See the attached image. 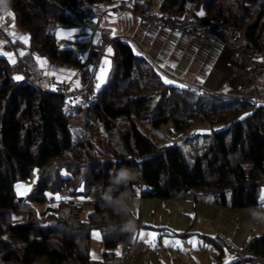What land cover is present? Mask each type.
Instances as JSON below:
<instances>
[{"label": "trees", "instance_id": "obj_1", "mask_svg": "<svg viewBox=\"0 0 264 264\" xmlns=\"http://www.w3.org/2000/svg\"><path fill=\"white\" fill-rule=\"evenodd\" d=\"M5 1L17 26L30 35L40 54L81 67L82 80L88 83L91 70L83 66L76 50L58 47L54 30L61 18L72 19L66 10L79 14L77 19L82 21L89 18L86 9L94 2L112 0ZM187 2L195 9L204 7L208 20L233 23L255 48L264 49V0H163L161 7L180 14ZM112 44L117 62L106 87L96 94L97 101L85 107L71 105L62 94L36 84L41 75L33 49L18 65L0 59V264H39L41 260L46 264H121L113 250L134 241L138 222L124 199L136 195L137 186L145 188L144 198L170 200L200 191L213 193L222 205L231 193L230 205L235 209L261 205L264 102L256 105L245 96L195 94L168 85L128 43L117 39ZM97 56V51L92 53L90 62ZM84 93L88 100L95 95L94 77ZM198 117L224 128L209 134L207 146L194 159L179 146L156 145L139 127L145 119L156 129L171 123L182 137ZM99 124L110 139L113 159L103 160L96 149L102 143ZM65 156L71 160L60 166ZM121 169L129 170L128 178L118 179ZM36 176L41 183L37 194L20 199L16 184ZM65 185L69 196L99 192L86 221L75 220L64 201L55 211L40 212L36 207L47 201L46 190L60 192ZM19 213H25L26 220L15 224L13 216ZM95 228L102 231L104 240L100 260L90 256ZM212 242L221 252V262L224 242L219 238ZM247 247L246 257L238 263L264 257V234Z\"/></svg>", "mask_w": 264, "mask_h": 264}, {"label": "rangeland", "instance_id": "obj_2", "mask_svg": "<svg viewBox=\"0 0 264 264\" xmlns=\"http://www.w3.org/2000/svg\"><path fill=\"white\" fill-rule=\"evenodd\" d=\"M118 1L121 0H114L112 3L115 2L116 4V2ZM6 6L8 10H11L7 2H6ZM2 10L4 11L3 6H2ZM86 12L89 14L90 17L88 19L78 21L77 18H80L79 14H76V12H70L69 10H66L65 15L69 14L70 17L72 16V19L64 20V18H61L60 22L58 23H60L64 27L63 28L56 27L54 32L58 47L60 49H64V48L69 49V48L77 47V49L82 50L81 55L85 59L83 62V66L90 68V63H91L90 58L92 53L96 51L98 53V51L102 49V46L100 48V46L94 45L89 48L90 51L87 50L86 46L88 40L91 39L93 32L96 30V26L98 25V21L101 19V17L94 10L86 9ZM12 17L14 18L13 15ZM1 23L3 24V29L2 31H0V41H3V45H4L3 48L7 52L6 55L12 61L13 60L16 61L19 58L22 59V57H24V49L26 48L29 50L33 49L34 51H36L35 53H33L34 55H37V53L39 54L41 53L37 48H35L32 40L29 41L30 44L28 46L27 45L25 46L24 44H19L15 50L14 45L9 44L10 42L6 40V36H9L10 34L9 30L7 31L4 30V28L8 27L10 23L9 19L8 22L1 21ZM103 24L102 25L105 28V32L106 30H108L109 32L110 26L106 23ZM20 34L21 33H16L17 38L19 40H24V38L22 39L24 35L22 34L20 35ZM103 44L105 49V43ZM112 55H113L112 63L116 64L117 61L115 60L114 57V50ZM94 63H96L95 67H93L95 74L94 75L95 93L98 94L102 89L106 87L113 67H111V62H109L108 54L106 53L100 57L98 54V56L95 58V61H93V64ZM69 69L70 71L74 70L75 73H77V70H82V68L79 69L78 67L76 68V66H73ZM90 70L91 72H93L92 68H90ZM74 72L72 71V73ZM27 73H29L32 76L31 69H28ZM92 74L93 73H91L90 79L93 78ZM229 74H230V70H229ZM43 76L42 77L40 76L39 81L36 82L38 86L47 89L49 91H52L51 89L53 88L51 86V80L52 78H56L71 85L72 92L74 93L73 98L76 96L80 101L82 100V98L84 100L87 99L85 98L84 90L83 92L79 93L77 88L74 87L72 82L73 80L72 76L71 78L65 76H60L61 78H57L56 76L58 75L52 74L53 77H50L49 80H47V78ZM242 82L245 81L243 80ZM167 84L171 86L173 85L172 82L170 83L167 82ZM97 85H99V87H97ZM188 89L193 93H195L194 90L196 88L190 87ZM74 103L75 102H71V105H74ZM122 126L124 127L126 125H122ZM139 127L142 133L147 137H149L156 145L179 146L191 159H194L195 157L200 155L207 146L209 140V134L214 131L222 130L224 128V124L221 123L211 124L209 122H201L200 117H198L197 120L195 121V125L190 130H186L182 133V135L185 136L183 138L181 137V134L174 129L171 123L167 125H163L160 128L156 129L149 122V119H145L139 123ZM99 132L102 139V143L96 148L98 153L102 156L103 160L113 159L114 156L110 148V141H109L110 139L109 137L106 136L102 124H99ZM74 136H75V141H77L78 134L75 130H74ZM69 156H65L59 160L61 162L60 166L63 164V162H67L71 160V157ZM25 182H27L28 188H30V190L31 189L34 190L32 194L34 195L37 194L36 189H38V187L41 186V183L39 182L37 176ZM98 193L99 192L96 193L94 191L93 194L91 195L82 193L83 196H76V195L69 196V199L75 201L78 204V207H80L82 221L87 220V217L84 218V216H88V214L92 210L94 196L96 197ZM202 194L204 195L199 196L197 201L194 200L195 203L193 201L190 203L185 200L174 201L173 199L162 200L158 198H147V199H143V201L142 200L135 201L134 203L135 205L134 210H136L135 215L139 217L141 206L142 207L144 206L145 217H150L148 219L149 220L152 219L151 222L155 225L158 224L164 225L169 228L168 230L163 229V231L166 233L167 238H174L176 242L179 240V243L177 242V245H179L181 249L183 248L189 249L187 248V246L189 247L192 246L194 248V251L191 250L188 253L186 252L184 255V260L187 261L189 264H219L218 263L219 255L221 254V252L219 251V249L215 247L214 243L212 242V238L216 239L217 236H219L221 240L224 242L223 250L225 251L220 264H229L227 257L237 261L238 260L237 257L229 256L230 253L229 245L232 244L237 250H242L247 254V252L249 251L247 244L250 241L264 234V223H257L256 221H254L250 216V212L256 211L258 213H264V206L259 205L257 207L248 208V209H235L232 208L230 205L231 193H227L226 205H222L219 202H217L218 204H215L213 200L216 198V196L213 193L204 192ZM46 195H47V201H50L53 197L56 200L58 199L60 200L61 198V194L59 191L53 193L51 190H46ZM262 195H264V187L261 190L260 198ZM140 201H142V203H140ZM60 203L61 201L59 202V206ZM39 204L41 205L42 203ZM197 204H200L198 210H196ZM40 205L39 208L37 207L38 210L40 209ZM73 212L74 211L72 209V213ZM188 216H191L192 218H194V216H199V217L196 219V221H194V219L191 220L188 219ZM186 217L188 220L186 219ZM25 219H26L25 213L15 214L13 216V223L15 224L22 223L25 221ZM205 221L207 223H205ZM210 236H213L211 240H209ZM203 237H205V239L208 240H205ZM158 246L160 245L156 244L155 246H153L147 241L144 242L141 241L139 243L140 250H147L149 247L150 250L154 251L155 250L154 248L155 247L158 248ZM160 249L163 251L165 249V246H161ZM152 251H150V253L153 256L155 252ZM131 257H132V253L130 254V258ZM235 261H232V263ZM150 262H155V261L151 259ZM257 262H258V258H257ZM39 264H46V262L44 260H41L39 261ZM242 264H260V263H253L250 261H246Z\"/></svg>", "mask_w": 264, "mask_h": 264}, {"label": "crops", "instance_id": "obj_3", "mask_svg": "<svg viewBox=\"0 0 264 264\" xmlns=\"http://www.w3.org/2000/svg\"><path fill=\"white\" fill-rule=\"evenodd\" d=\"M113 1L109 3L107 2L108 10L103 11V13L100 10L94 9V11H96L97 14H99L101 17V19L98 21V24L101 25L103 23L108 24L110 26L109 32L108 30H106L105 32V28L103 26L105 24H103L102 31L97 32L95 30L92 34L91 39L88 40L86 46L87 50L89 51H90L89 48L94 45H98L101 48V45L96 44V41L98 39H102L103 43H105V47H106L105 53L108 54L109 62H111V67L113 65L112 43L117 39H121L124 42L128 43L133 48L135 54L138 57H142V58L144 57L148 59L151 62V64L155 67L156 71L161 75L163 80L165 82L168 81L172 82L173 86H183L185 88L193 87L197 89H202L203 91H210L214 93L218 90L219 87L223 86L228 82L229 69L226 68L225 63L226 61L235 58V51L231 47L221 45L219 42H217L214 38L211 37L204 39H194V40L181 38L179 35L175 33L158 30L157 28H153L150 25L143 24L136 14L121 12L120 14L116 15L111 11H109V9H111L119 2L118 1L115 4V2L112 3ZM137 1L139 3H142L145 0H137ZM158 3L162 5L163 0H158ZM1 5L3 6L4 11L2 10ZM5 5L6 2L4 0H0V8H1L0 17H3V19H0V31H2L3 29V24L1 23V21L8 22L9 19L10 23L8 27L4 28L5 31L9 30L10 33V37L6 36V40L10 42L9 44L14 45L15 50L19 44H24L25 46L26 45L28 46L30 44L29 42L30 36L27 35L28 34L27 32L21 30L17 26V23L15 22L14 13L11 10H8L7 6L5 7ZM200 12H203V15H198V13ZM9 13L11 15H8ZM12 15L14 16V18L12 17ZM66 16H69V14H66ZM194 19L199 21L200 23L206 22L209 19V17H207L206 9L202 6L198 7L195 10ZM63 27H64L63 25L58 23L57 28H63ZM16 33H21L22 35H24L22 37V39L24 38V40H19L16 36ZM2 45H3V41H0V49H2L5 53H7L6 50L3 48L4 45L3 46ZM69 49L76 50L78 53H80L82 60L83 61L85 60L81 55L82 50L77 49V47L69 48ZM28 52L29 49L27 48L24 49V57L28 55ZM34 57L37 61L38 71L41 77L44 75L43 77L49 80L50 77H53L52 74L58 75L56 76L57 78H61L60 76L71 78L72 76L73 85L74 87L77 88L79 93L85 90V88L87 87V85L91 80L89 79L88 83L84 84L82 80V70H77V73H75L74 70H72L74 73L70 71L69 68L73 67L74 65L72 66L69 64L59 63L58 61L53 60L49 56L42 55L39 53H37V55H34ZM7 59L12 65H18L21 63V58L17 59L16 61L14 60L12 61L7 56ZM95 64L96 63L94 64L90 63V68H92L93 71L92 76L94 77V79H95L94 76L95 74L93 67H95ZM78 68L80 69L81 67ZM241 81H243L242 78L239 79L238 82ZM236 82L235 83L232 82V85L234 86V90L231 96L239 95L238 90L235 88L237 86ZM261 88L264 89V81L261 82ZM16 189L20 199L26 198L34 191L33 189L30 190V188H28L27 182L17 183ZM202 193L204 192L190 191L173 200L174 201L185 200L190 203L193 201L195 203L194 200L197 201L199 196L204 195ZM99 196H102V194H99ZM95 198L96 197H94V200ZM143 199H147V198L138 195V193L134 196L125 197L124 202L129 208V210L132 212L136 221L138 222V226L132 245L127 247L123 245H118L113 250V255L120 259L121 264H189L187 261L184 260V255L186 252L188 253L191 250L194 251V248L192 246L190 247L187 246V248L189 249H184V248L181 249L179 245H177V242L179 243V240L176 242L174 238H167L166 233L163 231V229L168 230L169 228L164 225H159L158 223H156L158 225H155L151 222L152 219L151 220L148 219L150 217H145L144 206L143 207L141 206L140 216L138 217L135 215L136 210H134L135 209L134 203L135 201H139V200L143 201ZM60 201L61 202L64 201L72 207L74 211L73 215L75 220H79V219L82 220L81 211L78 207V204L75 201L69 199V195L67 199H63L61 197L60 200L59 199L56 200L53 197L50 201H46L41 205L38 204L36 205V207L39 208L40 205V209H39L40 212H44L48 210L55 211L59 207ZM142 201H140V203H142ZM213 201L215 204H218L217 198H215ZM199 205L200 204L196 205V210L199 209ZM85 217L87 216H84V218ZM198 217L199 216H194V218H192L191 216H188V219L190 220L194 219V221H196ZM205 223L207 222L205 221ZM94 234H98L99 238H96ZM212 237L213 236H210L209 240H211ZM203 238L205 239V237ZM217 238L221 239L219 236H217ZM141 241L142 242L147 241L153 246H155L156 244L160 246H158V248L155 247L154 251L150 250L149 247L147 250H140L139 243ZM166 241H168L169 243L166 244ZM161 246H165V249L163 251L160 249ZM104 250L105 248H104L102 231L100 229L95 228L92 231V239L90 242L91 258L95 260L102 259ZM149 250L155 252L153 256ZM131 253H132V257L130 258ZM175 255L178 257H176ZM151 259H153L155 262H150ZM227 259L229 264H242L246 262V260L245 261L243 260L242 262L238 263V261L232 260V258L227 257ZM232 261L235 262L232 263ZM219 262H220V258H219ZM253 263H258V262H253ZM260 264H264V263H260Z\"/></svg>", "mask_w": 264, "mask_h": 264}, {"label": "built area", "instance_id": "obj_4", "mask_svg": "<svg viewBox=\"0 0 264 264\" xmlns=\"http://www.w3.org/2000/svg\"><path fill=\"white\" fill-rule=\"evenodd\" d=\"M91 9L107 11L106 2H94ZM195 5L191 2H187L185 10L180 14H175L171 10L163 9L158 3V0H145L139 3L137 0H121L109 11L114 14H120L121 12H128L130 14H136L143 24L152 26L163 31H168L179 35L181 38L188 40L214 38L221 45L231 47L235 51V58L226 61V68L230 70L228 76V82L219 87L214 93L220 96H231L234 90L232 82H236L235 87L238 90L240 96L252 98L256 105L264 102V89L261 88V82L264 81V49L255 48L252 43L247 39L244 30L235 26L233 23H225L223 20L210 19L206 22L200 23L194 19ZM102 25L96 26V31H102ZM96 44L102 46V49L98 51L99 57L105 54L106 47L102 39H98ZM0 59H7L6 53L0 49ZM243 79L245 82H238L239 79ZM51 86L58 94H62L65 101L69 104L75 102L74 105H80L85 107L96 101L97 96H93L92 99H83L80 101L74 96L72 87L70 84L52 78ZM195 93L200 94L202 89H195ZM185 137L182 135V138ZM138 195L142 196L145 188L141 186L136 187ZM61 197L66 199L69 195V189L65 185L60 190ZM230 257H237L238 259H244L246 253L242 250H237L233 245H229ZM258 263H264V257L258 258Z\"/></svg>", "mask_w": 264, "mask_h": 264}, {"label": "clouds", "instance_id": "obj_5", "mask_svg": "<svg viewBox=\"0 0 264 264\" xmlns=\"http://www.w3.org/2000/svg\"><path fill=\"white\" fill-rule=\"evenodd\" d=\"M6 7V5H5ZM129 177V170L128 169H121L119 172L118 179L123 180ZM251 218L256 221L257 223H264V213H258L256 211L250 212Z\"/></svg>", "mask_w": 264, "mask_h": 264}, {"label": "snow or ice", "instance_id": "obj_6", "mask_svg": "<svg viewBox=\"0 0 264 264\" xmlns=\"http://www.w3.org/2000/svg\"><path fill=\"white\" fill-rule=\"evenodd\" d=\"M9 15H11V14L9 13ZM198 15H203V12L198 13ZM0 19H3V17H0ZM16 79H19V77H17ZM168 82L170 83V81H168ZM97 87H99V85H97ZM261 206H264V195L261 196ZM94 236L96 238H99V235L98 234H94ZM167 243H169V242L166 241V244Z\"/></svg>", "mask_w": 264, "mask_h": 264}]
</instances>
